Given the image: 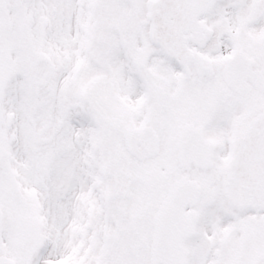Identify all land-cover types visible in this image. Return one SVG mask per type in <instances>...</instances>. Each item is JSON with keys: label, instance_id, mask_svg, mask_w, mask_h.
<instances>
[{"label": "snow or ice", "instance_id": "obj_1", "mask_svg": "<svg viewBox=\"0 0 264 264\" xmlns=\"http://www.w3.org/2000/svg\"><path fill=\"white\" fill-rule=\"evenodd\" d=\"M0 264H264V0H0Z\"/></svg>", "mask_w": 264, "mask_h": 264}]
</instances>
